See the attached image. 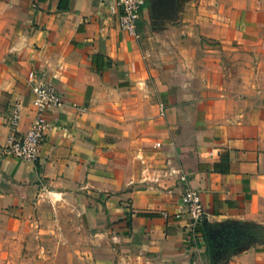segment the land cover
Wrapping results in <instances>:
<instances>
[{
  "label": "crops",
  "instance_id": "0c3cea01",
  "mask_svg": "<svg viewBox=\"0 0 264 264\" xmlns=\"http://www.w3.org/2000/svg\"><path fill=\"white\" fill-rule=\"evenodd\" d=\"M159 1L134 35L116 0H0V264H264V0ZM32 71L63 103L22 162Z\"/></svg>",
  "mask_w": 264,
  "mask_h": 264
},
{
  "label": "built area",
  "instance_id": "2783aa9c",
  "mask_svg": "<svg viewBox=\"0 0 264 264\" xmlns=\"http://www.w3.org/2000/svg\"><path fill=\"white\" fill-rule=\"evenodd\" d=\"M116 5L121 11L122 28L131 34H136V21L139 19L144 0H116ZM29 83L33 84V108L34 118L28 131L21 136H13L8 145L4 147V155L22 162H35L40 154L49 130V122L46 114L51 109L60 106L63 98L55 85L50 81L39 78L36 72H30ZM21 122V110L17 107L11 116L10 126L18 132ZM186 181V178H181ZM182 204L185 213L189 215L193 224L201 222L205 218V210L198 190L186 187L182 196ZM177 218L181 214L176 215Z\"/></svg>",
  "mask_w": 264,
  "mask_h": 264
},
{
  "label": "rangeland",
  "instance_id": "374dc122",
  "mask_svg": "<svg viewBox=\"0 0 264 264\" xmlns=\"http://www.w3.org/2000/svg\"><path fill=\"white\" fill-rule=\"evenodd\" d=\"M163 1H164V0H163ZM151 2H152V3H153V2H154V3H158V4L160 3L159 0H151ZM166 2H167V3H165V4H169V3H168L169 1H166ZM145 3H146V0H144V4H145ZM170 4H171V3H170Z\"/></svg>",
  "mask_w": 264,
  "mask_h": 264
},
{
  "label": "trees",
  "instance_id": "16d2710c",
  "mask_svg": "<svg viewBox=\"0 0 264 264\" xmlns=\"http://www.w3.org/2000/svg\"><path fill=\"white\" fill-rule=\"evenodd\" d=\"M143 7H144V5H143ZM143 7H142V8H143ZM225 160L227 161V159H225V158H222V161H221V162H223V161L225 162Z\"/></svg>",
  "mask_w": 264,
  "mask_h": 264
}]
</instances>
